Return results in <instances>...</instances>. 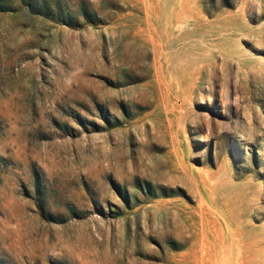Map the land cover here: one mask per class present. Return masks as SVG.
<instances>
[{"label":"rangeland","instance_id":"1","mask_svg":"<svg viewBox=\"0 0 264 264\" xmlns=\"http://www.w3.org/2000/svg\"><path fill=\"white\" fill-rule=\"evenodd\" d=\"M0 264H264V0H0Z\"/></svg>","mask_w":264,"mask_h":264},{"label":"bare ground","instance_id":"2","mask_svg":"<svg viewBox=\"0 0 264 264\" xmlns=\"http://www.w3.org/2000/svg\"><path fill=\"white\" fill-rule=\"evenodd\" d=\"M239 244H238V241H235V246H238Z\"/></svg>","mask_w":264,"mask_h":264}]
</instances>
